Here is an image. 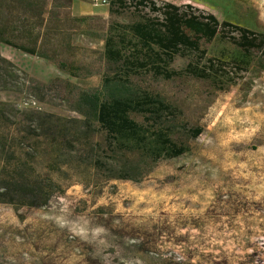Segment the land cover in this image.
<instances>
[{
    "label": "rangeland",
    "instance_id": "rangeland-1",
    "mask_svg": "<svg viewBox=\"0 0 264 264\" xmlns=\"http://www.w3.org/2000/svg\"><path fill=\"white\" fill-rule=\"evenodd\" d=\"M155 2L192 6L264 34V0ZM108 8L101 0L73 7L72 0L69 11L106 19ZM71 43L103 48L99 39L77 32ZM199 50L176 56L169 68L186 75L188 64L205 68L212 59L227 74L211 73L223 86L189 76L143 83L180 110L179 124L201 128L189 141L174 136L186 140L188 150L160 159L136 182L112 180L100 192L73 184L46 206L21 210L22 219L0 204V264H264V70L255 54L246 57L221 35ZM0 55L46 84L52 104L14 91H0V101L77 116L71 106L78 92L100 85L99 75L72 77L53 61L6 44Z\"/></svg>",
    "mask_w": 264,
    "mask_h": 264
},
{
    "label": "trees",
    "instance_id": "trees-1",
    "mask_svg": "<svg viewBox=\"0 0 264 264\" xmlns=\"http://www.w3.org/2000/svg\"><path fill=\"white\" fill-rule=\"evenodd\" d=\"M71 4L0 0V44L51 60L72 77L100 76L98 87L78 92L71 106L77 116L0 101V204L12 207L20 219L21 210L42 208L73 184L100 192L112 180L136 182L160 159L188 150L185 141L197 138L201 128L179 124L180 110L143 83L149 77L170 81L189 76L223 86L211 73H223L225 79L227 74L212 59L205 68L188 64L186 75L178 73L169 68L176 56L200 51L201 42L221 35L246 57L255 54L264 70L263 33L219 21L192 6L110 0L105 19L72 16ZM75 32L99 39L103 48L73 45ZM0 91L52 104L46 84L1 55ZM174 136L186 140L181 143Z\"/></svg>",
    "mask_w": 264,
    "mask_h": 264
},
{
    "label": "crops",
    "instance_id": "crops-1",
    "mask_svg": "<svg viewBox=\"0 0 264 264\" xmlns=\"http://www.w3.org/2000/svg\"><path fill=\"white\" fill-rule=\"evenodd\" d=\"M77 1H80V0H73V7H74V3L77 4ZM76 9H77V5H76ZM80 14H83V15H87V14L89 15L90 14L91 15V14H93V12L87 11V12H82ZM75 15H77V13Z\"/></svg>",
    "mask_w": 264,
    "mask_h": 264
},
{
    "label": "built area",
    "instance_id": "built-area-1",
    "mask_svg": "<svg viewBox=\"0 0 264 264\" xmlns=\"http://www.w3.org/2000/svg\"><path fill=\"white\" fill-rule=\"evenodd\" d=\"M110 0H101V3L104 5H109Z\"/></svg>",
    "mask_w": 264,
    "mask_h": 264
}]
</instances>
